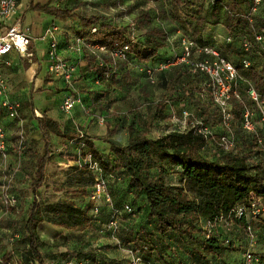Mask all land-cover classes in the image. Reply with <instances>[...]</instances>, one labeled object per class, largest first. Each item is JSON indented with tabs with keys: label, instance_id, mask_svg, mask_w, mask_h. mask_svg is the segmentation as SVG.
<instances>
[{
	"label": "trees",
	"instance_id": "16d2710c",
	"mask_svg": "<svg viewBox=\"0 0 264 264\" xmlns=\"http://www.w3.org/2000/svg\"><path fill=\"white\" fill-rule=\"evenodd\" d=\"M155 2L158 8L164 3L160 0ZM167 2L168 9L164 10L165 14L161 12V16L172 24V30L141 26L144 32L134 40L128 25L117 26L103 22L100 17H84V32L80 31V34L91 44L106 46L110 54L124 44L132 43L125 62L133 61L138 55L142 61L151 59L156 65L166 63L175 53L174 44L169 40L175 36L170 35L180 30L200 46L216 48L222 57L232 62L243 78L239 88L241 99L234 98L230 102V111L235 117L233 131L236 146L226 151L215 141L198 136L193 131L150 137L155 122L166 120L171 107L181 111V104L189 107L214 131L218 127L216 124H220L219 132L215 131L217 136L225 132L222 114L211 95L208 94L205 100H200L197 95L208 81L207 76L193 75L186 66L171 67L157 76L164 88L168 72L172 75L168 99L155 103L153 114L147 110L145 116L133 115L127 122V144L113 140L115 130H109L105 137L99 139L110 146V154L104 158L92 139L85 138L93 160L104 169L106 178L116 173L125 177L127 193L133 198L132 205L126 203L120 206L121 210L115 209L109 185L112 203H101L97 215L92 214V201L93 205L86 210L73 202L51 208L41 200V190L46 186L48 165L55 154L54 138L69 142L84 137L63 130L61 124L47 113L37 114L33 102L25 104L22 108L31 109L30 120L37 123L44 145L40 153L32 146L22 152L27 157L23 169L30 178L28 189L33 197L19 243L37 264H46L50 250L49 244L41 239L38 232L40 224L50 222L65 230L81 232L95 224L106 226L115 212L120 216L118 231H124L119 248L139 253L144 264H234L237 256L248 251L258 255L264 264V216L251 219L253 203L264 200V141L259 143V139L264 140V132L258 125L260 115L257 104L247 93L251 83L259 94L264 95V62L262 67L259 65L260 61H264V41L256 39L258 34L264 36V16L261 14L264 0L255 13H252L254 5L251 0H202L198 8H195L194 0ZM30 8L60 19H74L78 15V8L43 6L33 1ZM142 14L148 17L149 12ZM207 27L219 28L222 34L226 33V39L231 38L232 41L225 40L222 47L208 42L204 36ZM94 28L97 32L92 34ZM246 42L250 45L248 51L244 48ZM109 53L103 55L104 64L101 66L89 52L86 69V72H94L104 84L113 81L116 75L117 60L112 57L107 60L105 57L111 56ZM33 60L36 61V58ZM244 60L251 63L248 69L242 66ZM247 108L255 114L256 133L243 128V114ZM173 177H176V183L168 181ZM90 192L88 194L84 189L76 195H89L90 198ZM140 199H144V205L135 210L134 202ZM126 206L132 209L131 213L124 211ZM106 207L111 209L110 213L104 209ZM240 207L246 208L247 216H236L235 211ZM145 214L154 228L147 223L138 225ZM250 225L255 243L260 246L258 249H254L249 241ZM17 245L14 248L16 252L20 248ZM86 247L87 244L80 243V250L68 251L65 256L87 259L89 254L94 258L93 251H84ZM2 249L13 259L7 248Z\"/></svg>",
	"mask_w": 264,
	"mask_h": 264
},
{
	"label": "rangeland",
	"instance_id": "374dc122",
	"mask_svg": "<svg viewBox=\"0 0 264 264\" xmlns=\"http://www.w3.org/2000/svg\"><path fill=\"white\" fill-rule=\"evenodd\" d=\"M40 5H47L58 8H78L77 16L74 19L68 18L61 25L64 26V32L68 36V32L76 31L79 28L85 26L86 22H83L84 17H100L103 22H110L117 26H129V31L133 36L134 40L139 38L144 31L142 27H152L159 26L163 30H172V24L161 16V12L165 14L164 10L168 9L169 3L166 0H160L163 6L159 8L156 6V0H31V2ZM195 8L200 6L202 0H194ZM30 0H24L27 9L25 14L30 11L25 17V25L30 29L31 34L39 39L44 35V25L50 20H54L50 25H55L60 29V18H54L40 11H32L28 8L31 3ZM147 2V3H146ZM149 12L148 17L142 16V13ZM264 16V9L261 12ZM149 20H152L150 23ZM142 26V27H141ZM186 34L185 31L180 30L179 32H172L170 37H179ZM205 38L208 42H213L221 47L225 43L226 33L222 34L219 28L207 27L205 30ZM43 43L38 42L36 48L39 53L45 48L42 47ZM111 56H107V60ZM137 57V58H136ZM133 60V64L137 65L140 58L138 55ZM122 60H117V66L122 65ZM142 61V60H141ZM263 60L259 62V65L263 66ZM137 69V68H136ZM140 71V70H139ZM143 75H138L134 73L132 75L129 71L128 74L120 76L126 82V85H122L127 89V105L125 108L132 109L133 111L142 112L144 111V101L143 98L149 97V94L154 97V92L157 91L158 95L155 94L157 100L168 99V88H170V81L172 75L168 72V77H166V85L163 88L161 80L158 78L156 84H151L147 77L140 71ZM169 83V86H168ZM138 87H143L141 89V96L139 97L136 93ZM159 90H163L159 93ZM152 97V99H153ZM147 110H151L153 114L155 112V104L147 105ZM181 109V108H179ZM22 120V118H21ZM165 122H155L154 127L151 129L152 138H158L164 135L165 130L170 125L168 120ZM215 131L218 133L220 124ZM159 130V131H158ZM127 132V131H126ZM124 131H118L115 138L117 141L124 142L125 137ZM114 137V136H113ZM17 138L13 136V141ZM32 146V145H31ZM30 146V147H31ZM43 142L41 144H36L33 149L40 153L42 150ZM55 154L51 157V161L48 165V170L46 173V186L41 190V200L47 203L51 208L64 206L66 203L73 202L76 206L86 210L90 205H93L89 195L83 197L81 194L82 190L86 189L87 193L91 191V188L96 179V173L90 168L89 162L94 161L90 152V147L87 145L86 140H75L66 142L61 138L55 137L54 141ZM99 152L102 156L106 158L110 154L108 145H103L99 147ZM27 154V151H25ZM64 154V156H61ZM24 153L14 154L12 157L8 158L7 164L11 165L10 168L12 172H16L13 179L6 178L5 174L0 173V264H19L15 255V246H20L19 240L23 236L24 223L28 215V208L32 202V193L29 192L30 178L26 175L25 169L23 167L26 165ZM24 158V159H23ZM9 168V167H8ZM102 168V167H101ZM103 174L106 172L103 169ZM6 178V179H5ZM171 178V177H170ZM107 179L111 188V195L114 202V208L121 210L123 204L133 203L132 196L127 193V180L122 174L107 175ZM3 181V182H1ZM171 183H176V177L168 180ZM14 194L17 198L16 206L12 207L6 203L5 195ZM135 210L139 206L144 205V199H140L134 202ZM119 207H117V205ZM106 211L110 213V208ZM51 218L54 217L53 214H49ZM147 223L150 228H154L153 222H150L148 216L145 214L139 219L138 225ZM227 231V229H225ZM38 232L43 241L49 244L50 250L48 251L46 257V264H144L141 262V257L139 253L133 252L132 250L121 246V237L124 235V231L107 229L105 225L95 224L85 231H69L57 227L53 223L45 222L39 225ZM14 242H10V237L16 236ZM87 244L86 248H83L85 252L93 251L95 257H91L89 254L86 256L87 259H78L76 256H65L68 251L80 250L78 246L80 243ZM77 246V247H76ZM254 249L260 248L259 245L253 244ZM2 247L7 248L9 252L12 251L13 259L5 255L6 250ZM18 252L20 253L23 264H36L32 257L23 250L20 246Z\"/></svg>",
	"mask_w": 264,
	"mask_h": 264
},
{
	"label": "built area",
	"instance_id": "2783aa9c",
	"mask_svg": "<svg viewBox=\"0 0 264 264\" xmlns=\"http://www.w3.org/2000/svg\"><path fill=\"white\" fill-rule=\"evenodd\" d=\"M253 2L252 13H255L263 0H251ZM22 0H0V108L3 113L11 120L21 121L22 104L18 100H14L9 95V84L4 75V67L12 66L10 60L11 56L18 54L22 58L30 59L34 56L31 50V45L34 39L29 28L24 26V21L21 13ZM59 28L55 25H50L44 32L40 39L46 42V59L48 71L62 78L67 84H70L77 72V67L64 59L59 52ZM97 29H92V34L96 33ZM258 42L264 41V36L258 34L256 36ZM170 43L174 44V56L166 63H161L157 67L141 65L139 70L147 77L151 84L157 83L158 73L168 70L174 66H186L193 75L203 74L207 76L208 81L203 84V90L197 95L200 100H205L210 94L214 103L222 114V125L225 132L219 136L216 135L214 129L203 122V120L196 117V115L189 109V107L182 104L181 111H177L171 107L166 120L170 125L165 130V135L169 133L183 134L193 131L196 135L202 136L207 140L215 141L221 148L226 151L232 150L236 146V136L233 131L235 122L234 114L230 111V102L236 98L241 99L239 91L240 84L243 81L239 71L232 64V62L222 57L220 51L210 46H200L197 42L192 40L187 35H181L170 38ZM231 42V38L226 39ZM82 42L90 54L103 66V55L108 54L109 51L106 46L101 44ZM132 43L124 44V46L111 52V57L115 60L127 61L130 54ZM246 51L250 49L248 42L244 44ZM244 69L251 66L250 61L244 60L242 64ZM248 83V82H247ZM247 93L249 97L257 104L260 120L258 121L259 128L264 132V95L258 93L256 88L249 83ZM78 100L72 96L66 97L61 105V110L69 114L74 109ZM254 112L247 108L243 114V128L249 132L256 133L257 126L254 122ZM158 122H165L158 120ZM263 139H259V143H263ZM26 148V140L23 134L18 139V144L14 147L15 152H23ZM10 149V142L7 136L6 129L2 122V115L0 113V171L2 166L6 163ZM3 164V165H2ZM90 168L96 173V179L90 192V199L94 203L92 214L99 213L101 203H112L109 193L108 179L103 174V169L99 163L95 161L89 162ZM3 172V173H4ZM8 177L13 179L16 172L8 171ZM6 203L14 207L17 204V198L14 194L5 195ZM124 211L131 213L132 209L129 206L124 208ZM236 216L242 218L248 215L246 208L240 207L236 211ZM251 216L253 220L264 216V200H257L253 203L251 208ZM120 216L115 212L110 222L105 226L107 229L118 230ZM250 243H255V236L252 233V227H249ZM209 235V234H208ZM16 236L10 237V242H14ZM209 237V236H208ZM244 264H263L262 259L248 251L245 254Z\"/></svg>",
	"mask_w": 264,
	"mask_h": 264
},
{
	"label": "crops",
	"instance_id": "0c3cea01",
	"mask_svg": "<svg viewBox=\"0 0 264 264\" xmlns=\"http://www.w3.org/2000/svg\"><path fill=\"white\" fill-rule=\"evenodd\" d=\"M28 8L31 10L30 4ZM26 9L27 6L24 0H22L21 13L24 22L25 17L30 12L28 11L25 14ZM54 18L55 17H53V19ZM64 20L65 19H60V32L58 33L60 43L59 52L64 59L77 67V72L73 81L67 84L62 78L49 73L47 63L45 62L47 44L45 41H39V39L31 34L34 39L31 45L34 56L27 59L22 58L18 54H14L10 58L12 66L4 67L3 69L9 84V95L12 99L20 101L22 106L33 102V108L37 114L47 113L61 124L63 130L79 133L84 137V140H86L85 138H91L96 148L99 150L100 146L108 145L99 139L105 137L109 130H115L114 137L112 138L117 141L115 136H117L118 131L126 132L127 122H130L133 115L136 113L132 109L128 110L125 108V105H127V89L122 85H126V82L122 79L120 80L119 77L128 74L129 71L132 75L137 73L143 76L139 71L141 65L151 67H157L158 65L152 62L151 59L144 60L142 63L137 62V65L133 64V61H120L122 65L117 66V68H115L116 70H114L116 74L115 79L105 84L101 83L94 72H86L90 55L85 45L82 42H78V40H83L85 43L89 42L84 38V35H81L82 33L80 34V31H83L82 28L77 29L74 33L68 32L67 36L64 32L63 24L61 25V22H64ZM53 21L54 20H50L45 24L44 30H46L50 26L49 23ZM24 26L29 28L25 23ZM38 42H42V47L45 48L41 53H39L36 48ZM33 58H36V61H34ZM142 88L143 87H138L136 90L139 97H142L140 94ZM152 92H154V97L152 93V96L149 94V97H146V99L143 98L144 111L137 112L139 115L145 116L147 114V105H154L160 102L159 99L157 100L158 96H155V94L158 95L157 91L153 89ZM158 92L162 93L163 90H159ZM68 96H72L74 99L78 100V103L75 105L72 112L66 114L61 110V105L63 100ZM169 112L170 110L168 114ZM0 113L10 142L8 158L12 157L14 154L17 155V153H22L21 151H14V147L18 144V139L21 134L24 135L26 140L25 149L30 148L31 145L34 147L35 145L33 142H37V144L42 143L41 132L38 129L37 123L30 120V108L23 107L21 109L22 120L20 122L8 118L1 108ZM152 132L153 131H151V133ZM13 136L17 138L15 141H13ZM124 137V142L118 141L123 145L128 142L127 132L124 134ZM108 149L110 151L109 145ZM7 161L4 165L2 164V170H5V172L0 171V173L4 172L5 177L9 178L7 173L14 168H10L11 165H8ZM25 162H27V160H25ZM12 254L11 251L10 257H12ZM14 256L19 264H23V262H21L22 257L18 251H15ZM244 259L245 253L240 254L234 260V264H243Z\"/></svg>",
	"mask_w": 264,
	"mask_h": 264
}]
</instances>
